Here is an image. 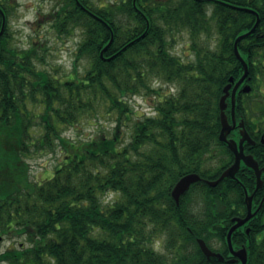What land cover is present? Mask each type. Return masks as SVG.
I'll return each instance as SVG.
<instances>
[{
  "label": "trees",
  "instance_id": "obj_1",
  "mask_svg": "<svg viewBox=\"0 0 264 264\" xmlns=\"http://www.w3.org/2000/svg\"><path fill=\"white\" fill-rule=\"evenodd\" d=\"M17 6L18 0H0V237L22 241L0 252V264H237L228 260L225 236L231 218L245 214L253 170L241 163L234 179L215 186L200 180L178 203L171 196L182 175L215 180L233 161L217 137V101L240 71L237 28L212 24L205 0H57L52 26L66 34L79 29L75 57L89 59L81 77L75 69L60 78L37 67L41 42L25 48L13 42ZM183 31L193 52L187 61L170 50ZM142 94L155 96L151 113L133 119L130 99ZM100 109L115 114L110 135L73 140L63 133L84 117L97 119ZM262 114L256 121L249 115L246 125L264 133ZM122 126H130L126 142ZM57 148L65 156L51 176L32 180L26 158ZM244 150L264 166L259 139ZM261 177L249 232L239 227L231 235L233 247L247 248L246 264H264ZM109 193L115 199L104 204ZM198 237L225 259L208 260ZM161 238L168 253L157 249Z\"/></svg>",
  "mask_w": 264,
  "mask_h": 264
},
{
  "label": "rangeland",
  "instance_id": "obj_2",
  "mask_svg": "<svg viewBox=\"0 0 264 264\" xmlns=\"http://www.w3.org/2000/svg\"><path fill=\"white\" fill-rule=\"evenodd\" d=\"M62 1V0H58ZM95 2H113L115 0H94ZM57 7V0H18V6L15 16L12 18V35L13 42L19 47H28L31 41L41 42L39 55L43 57L42 62H37L39 68L48 70L51 74L60 78H65L66 74L77 71V76L81 77L85 68L89 66V59L80 58L76 60L75 52L77 44L81 39L82 33L79 29L72 31L70 34L60 33L53 27V20L49 13H52ZM213 34L216 35L214 32ZM171 39L172 37L169 36ZM202 39L204 36L202 35ZM217 36H215V39ZM170 50L180 56L184 61L192 58L193 52L189 49L188 32H176L171 41ZM154 86H161L166 89L167 85L159 80H152ZM171 91H175L171 88ZM155 96L149 94L135 95L130 99L134 104L135 115L133 119L140 115L139 113L151 112ZM139 111V112H138ZM142 111V112H141ZM116 124L115 114H108L104 109L99 110L97 119L89 120V117L82 118L74 125L66 127L63 133L73 140L87 139L90 136L97 135L101 132L110 135ZM124 129L123 136L125 142L128 141V131L130 126ZM128 130V131H127ZM65 154L59 148L53 152L42 154H31L26 159L30 165V178L41 181L53 173L55 167L62 161ZM218 164L217 160H211L210 165ZM115 199L113 193H109L103 203H112ZM163 238L160 239L158 251L168 253L169 251L163 246ZM22 238H6L0 240V252L6 250L12 245H16ZM214 247H218L220 242L213 240Z\"/></svg>",
  "mask_w": 264,
  "mask_h": 264
},
{
  "label": "flooded vegetation",
  "instance_id": "obj_3",
  "mask_svg": "<svg viewBox=\"0 0 264 264\" xmlns=\"http://www.w3.org/2000/svg\"><path fill=\"white\" fill-rule=\"evenodd\" d=\"M205 7L206 16L212 24L234 26L237 28L235 38L248 31L258 19L255 29L238 41L239 43L248 38L249 43L245 42L240 47L238 45L241 56L248 65L247 75L236 89L235 105L234 110H232L231 90L236 80H238L243 73V66L240 62L241 67L238 77L231 83L229 95L226 98V106L223 109L228 125H233V128L226 134L227 139L238 140L240 137L238 123L242 121L250 138L254 141V144L256 139L261 140V138L264 137V133L260 132L256 126L252 127L251 125H246V118L252 115L254 121H256L257 116H263L262 113L264 111V50L258 48V50H255L257 44L264 45V0H205ZM241 27H245V30H240ZM215 44L216 43L213 42L209 45L210 47H215ZM244 86H247V91L242 90ZM222 94L223 87L217 101L219 119L221 116L219 99ZM258 96L262 98L257 99ZM252 102L254 106L251 105ZM259 104L261 109H258L257 105ZM250 105L253 106V109ZM220 130L221 121L217 137H219ZM246 144L250 145L249 142L244 141V147ZM241 228L245 229V224L241 226ZM228 255L231 256L230 253H228ZM234 262L239 263L237 260Z\"/></svg>",
  "mask_w": 264,
  "mask_h": 264
},
{
  "label": "water",
  "instance_id": "obj_4",
  "mask_svg": "<svg viewBox=\"0 0 264 264\" xmlns=\"http://www.w3.org/2000/svg\"><path fill=\"white\" fill-rule=\"evenodd\" d=\"M0 12L3 14L1 9H0ZM257 22H258V19L256 20L254 25L248 31L238 35L234 40V51H235L237 58L240 60L242 66H243V73L240 76V78L234 83L232 90H231L232 110H234V105H235L236 89L239 86V84L242 82V80L245 78V76L247 75V70H248L247 63L245 62V60L243 59V57L239 53L237 43L242 37L250 34L255 29ZM105 24L109 26L108 23L105 22ZM3 29H4V19H3L2 26L0 29V35L2 34ZM143 34H141L140 36H143ZM112 40H113V35L111 33L109 41L102 48V50L100 52L101 56L103 55V51L111 44ZM233 81H234L233 77H229V82L223 87V94L221 95V97L219 99V107L221 110V116H220L221 117V130H220V134H219V139H220V141L226 143L229 150L232 152L233 161L230 165H228L221 172V174L219 175V177L217 179L206 180V182L210 186H215L218 183V181L224 177H230L232 179L236 178V173L240 169L241 163H243L245 166L252 169L254 172L255 187H254L253 191L249 194L247 189L244 188V202L246 205V214L243 217H241V216L232 217L233 224L228 228L226 236H225V240H226V244L228 246V250H229L230 254L233 256L231 261L239 260L240 264H246V261H247L246 247L241 246L238 249H234L233 245H232V241H231V235H232L234 230H236L238 227L242 226L252 216H254L260 207L261 202L259 203L258 207L254 211H252L253 197H254L256 191L263 184L261 175L264 171V166L259 167V164H258L257 160L254 158V156L250 153L244 152V148H243L244 141H247L249 143H253L254 141L250 138L248 132L246 131V129L244 127V123L242 121L238 123L239 135H240L238 140L227 139V137H226V134L230 131L231 128H233V125H231V126L228 125V121H227L226 115L223 112V109L226 106V98L229 95V88L231 87V83ZM242 90L247 91L248 90L247 86H244ZM233 121H234V119H233ZM261 142L264 143L263 137L261 138ZM200 179H201L200 175L198 173H195V172L186 173V174L182 175L176 181V183L174 184V186L171 189V196L173 197L175 202L178 203L180 195L183 194L189 188V186L192 183H194ZM248 231H249V228H246V232H248ZM197 243L199 245L200 250L203 252V254L206 256V258L208 260H211V259L224 260L223 255L220 252L213 251L211 248H209L203 238H197Z\"/></svg>",
  "mask_w": 264,
  "mask_h": 264
}]
</instances>
